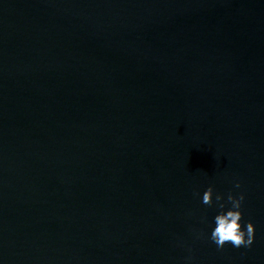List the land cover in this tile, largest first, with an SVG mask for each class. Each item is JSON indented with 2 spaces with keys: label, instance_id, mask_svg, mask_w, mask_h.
Here are the masks:
<instances>
[{
  "label": "water",
  "instance_id": "1",
  "mask_svg": "<svg viewBox=\"0 0 264 264\" xmlns=\"http://www.w3.org/2000/svg\"><path fill=\"white\" fill-rule=\"evenodd\" d=\"M0 264H264V0H0Z\"/></svg>",
  "mask_w": 264,
  "mask_h": 264
},
{
  "label": "clouds",
  "instance_id": "2",
  "mask_svg": "<svg viewBox=\"0 0 264 264\" xmlns=\"http://www.w3.org/2000/svg\"><path fill=\"white\" fill-rule=\"evenodd\" d=\"M236 188L240 187L239 183L235 184ZM214 189L209 186L203 193L202 203L208 206L213 205ZM245 197L243 193L234 196L232 193L227 195L226 202L221 194L215 195V201L221 211L214 217L215 227L213 228L210 239L216 244L218 249H223L225 244L230 243L235 248L250 247L255 237V225L248 221L242 228L241 220L243 213L241 211L242 203ZM231 207L226 209V205Z\"/></svg>",
  "mask_w": 264,
  "mask_h": 264
}]
</instances>
